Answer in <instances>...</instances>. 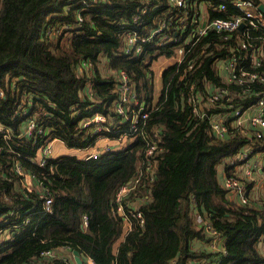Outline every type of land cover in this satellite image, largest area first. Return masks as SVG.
<instances>
[{
  "label": "trees",
  "instance_id": "16d2710c",
  "mask_svg": "<svg viewBox=\"0 0 264 264\" xmlns=\"http://www.w3.org/2000/svg\"><path fill=\"white\" fill-rule=\"evenodd\" d=\"M203 2L210 6V19L241 13L232 0H185L183 6L173 0H3L0 227L6 236L0 264H73L66 254L55 259L41 255L62 247L77 249L83 260L91 256L97 264H264L259 247L264 202L231 198L219 177L221 164L225 174L233 173L230 159L246 146L264 154V134H244L234 115L264 97V80H226L221 66L237 57L246 69L264 76V60L256 64L250 58L252 51L264 47V27L210 30L184 60L164 68L157 91L154 61L175 55L179 45L194 38L191 21ZM56 28L61 30L53 32ZM129 31L152 35L139 54L124 52ZM166 36L176 40L167 41ZM122 70L149 109L143 132L153 135L158 130L161 149L152 157L154 180L125 201L127 210L143 212L145 225L125 232L118 242L124 217L116 196L145 156L143 137L98 158L51 155L40 164L36 156L54 138L71 148L91 146L97 138L95 124L84 123L98 112L119 119L114 102ZM221 87L227 93L211 100ZM190 95L199 99L198 112ZM217 115L226 119L224 136L211 127ZM30 120L37 127L24 135ZM17 161L34 175L33 190L26 189L15 171ZM46 196L53 199L51 212L45 209ZM204 221L221 233L226 252L209 246L212 236Z\"/></svg>",
  "mask_w": 264,
  "mask_h": 264
},
{
  "label": "built area",
  "instance_id": "2783aa9c",
  "mask_svg": "<svg viewBox=\"0 0 264 264\" xmlns=\"http://www.w3.org/2000/svg\"><path fill=\"white\" fill-rule=\"evenodd\" d=\"M175 4L183 6L185 0H173ZM3 0H0V7L2 6ZM233 6L241 11L240 14L234 15L232 17H214L211 18L209 15L199 14L194 15L191 23H194V38L192 37L185 40L181 45L177 47V52L172 57L175 61L181 62L187 56V53L192 49L194 44L199 41L204 35H206L210 30L214 29L217 31H233L239 28L242 22H245V27L250 29L251 27L256 28L257 26L264 27V10L260 9V4L262 2L256 3L253 0H232ZM226 7L225 4L220 6L221 9ZM156 32H154L155 34ZM247 37H250L248 34ZM252 37V36H251ZM152 35L150 36H140L137 32L129 31L127 35V41L124 48V52L127 54H139L143 50V43L151 40ZM167 41H175V37L166 36ZM142 43V44H141ZM241 46L246 48L248 42L246 39H241ZM246 56H249L247 54ZM250 58L253 63L260 64L264 60V47L260 46L256 48V51L250 53ZM223 70L227 74L226 80H236L239 83H245L253 81L256 79L264 80V76L259 74L256 71H250L246 69L245 63H240L239 58L235 57L221 62ZM189 68H192V63L189 64ZM118 85L117 92L119 97L117 101L114 102V108L116 109V114H119V119L117 117L109 118L106 114L102 112L96 113L93 117L86 120L84 125L95 124L93 129L94 134H97V139L99 138H112L116 140L117 146L114 144H104L101 145L99 149H94L90 154H85L82 157H91L98 158L103 152L115 149L125 148L126 146H119L125 140V138L130 137L131 141L134 140L137 136H142L145 140V149H144V158L138 165L136 174L132 180L127 184L121 186L120 190L116 196L117 210L124 217V225H126V232L130 231L136 227H143L145 225V218L143 212L138 208H130L127 210L126 207V198L135 190L138 189L144 183H149L154 180L153 168L151 164L153 162V155L161 149L160 144V132L158 130H153V135L143 132V125L146 124V119L148 118L147 106L144 103H140L136 93H134L132 84L130 83L128 74L122 70L118 73ZM190 88L193 89L194 86L190 85ZM217 92L211 97V100L218 99L219 96H223L227 93V90L223 87L216 89ZM0 94L3 95L4 91L0 90ZM188 100L192 103L194 102L193 111L198 112V107L196 101L199 100L194 95L188 96ZM26 113V110H24ZM236 123L240 127L241 131L244 134H247L249 131L253 130V133L257 137H260L264 134V97L260 99L259 102L251 105L248 108L240 109L238 108L235 111ZM225 118L217 115L211 124L213 131L218 136H224L227 132V125L225 124ZM128 121L126 126L122 124ZM37 127L35 120H30L25 128L24 135H32ZM0 131H5V128L0 126ZM9 132V129L7 128ZM41 132V129L40 131ZM112 134V136L108 135ZM9 135V134H8ZM8 135H5L7 137ZM53 140V139H52ZM52 140L42 144L39 147L38 154L36 156L37 161L40 164H44L47 158L52 155ZM96 140L92 144L94 146ZM239 152L232 160L231 164L236 165L240 160H246L249 153ZM240 155L241 158H240ZM252 169L248 166L246 168L247 174H252ZM15 171L20 175L23 185L28 190H33L36 186L34 175L22 167L20 162H16ZM254 174V171H253ZM224 186L230 191V196H237L238 194L241 197L243 203L249 201L246 186L242 183L240 184L237 175L233 172L230 174H225ZM238 193V194H236ZM48 194V193H47ZM53 199L51 196H46L45 199V209L47 211H52ZM27 221V220H26ZM2 222V217L0 218V223ZM84 224H87V215H84ZM205 229L212 236L209 246L214 250L225 251L224 248V239L219 231H217L209 221H204ZM4 229L0 227V244L3 240ZM43 257L53 258L57 257L55 251L45 250L41 253ZM203 261H198L197 264H202ZM83 264H97L91 256H87L83 260ZM207 264H214L212 262H207Z\"/></svg>",
  "mask_w": 264,
  "mask_h": 264
},
{
  "label": "crops",
  "instance_id": "0c3cea01",
  "mask_svg": "<svg viewBox=\"0 0 264 264\" xmlns=\"http://www.w3.org/2000/svg\"><path fill=\"white\" fill-rule=\"evenodd\" d=\"M261 2L264 3V0H261ZM201 5H202L201 10H202L203 15L204 14L209 15V13H210L209 4L206 3V2H203ZM159 58H161V57H159ZM168 58H173V57L171 56V57H168ZM173 62H175V59L173 60ZM168 63H170V61ZM168 63H167V66L169 65ZM162 71L159 74V78H160V75L162 74ZM154 72H155V78H157L155 69H154ZM224 73H225L224 78L226 79L227 78V74H226L225 71H224ZM155 81H156V79H155ZM156 86H157V84H156ZM112 141H114V139H112V138H99V139L96 140L95 144L96 143H98L100 145H104L106 143L113 144ZM81 149H84V148H71V147H69L60 138H54L52 140V157H57V156H60V155H76L79 158H85V157H82V156L87 154V153L83 152ZM249 158H250V161H252V163H253V165L255 167L253 169V171L255 173V179L253 180L254 183H253L252 187L250 188V190L248 192V195H249V198H250L251 202H260V203H262V201H260V200L264 199V170H263L264 154L263 153H253V152H251V155H250ZM220 167H221V170H219V173H220L219 177H220V179L222 181V184H223L224 183V179H225V169H224V165L223 164H221L219 166V168ZM35 184H36V181H35ZM231 198H236V199L239 200V197H237V196H231ZM125 232H126V225H124L123 235L118 240V242H120L121 240L124 239ZM117 247H118V244H117ZM117 247H116V250H117ZM259 247H260V250L262 251V253L264 254V239L260 241ZM60 250H61V252L65 253L69 257V260L73 264H78L76 259H75V255L71 251V249L63 247ZM55 253L57 254L56 258H59V257L63 256L62 254L57 253L56 250H55Z\"/></svg>",
  "mask_w": 264,
  "mask_h": 264
},
{
  "label": "rangeland",
  "instance_id": "374dc122",
  "mask_svg": "<svg viewBox=\"0 0 264 264\" xmlns=\"http://www.w3.org/2000/svg\"><path fill=\"white\" fill-rule=\"evenodd\" d=\"M200 13H202V10L199 11ZM203 14V13H202ZM61 29L60 28H56L53 32H59ZM52 33V32H51ZM174 60V58H168V56H161V58H158L154 61V64L152 65V67L155 69L156 71V84H157V91L159 92L162 88V82L160 81V78H159V74L161 73V71L167 66V63L170 61V63H172ZM168 63V64H170ZM164 66V67H163ZM163 67V68H162ZM114 111H116V109L114 108ZM111 117V116H109ZM114 118V117H112ZM93 123V122H92ZM131 142V138L128 137V138H125L124 142L122 144H120L119 146H126L128 145L129 143ZM112 143L114 145L117 146V143H116V140L112 141ZM100 144L96 143L94 146H89L87 148H84V149H81L83 152H86L87 154H90L92 152V150L94 149H99L100 148ZM246 153H249L248 157L246 160H240L236 163L235 165V170L233 171L238 179H239V182L240 184L242 183L244 186H245V183H246V189H247V194L250 190V188L252 187L253 183L254 182H247V181H253L255 179V173L253 174V169L255 168L252 161H250V155H251V152H252V147L251 146H246L243 150H242ZM242 155H240V158H241ZM234 157H232L230 160H232ZM250 167L252 170V174H247V171H246V168L247 167ZM219 170H221V167L219 168ZM246 180V181H245ZM238 194V193H236ZM238 197H239V200L241 199L240 195L238 194ZM248 198H249V195H248ZM241 201V200H240ZM249 201H250V198H249ZM260 201L264 202V199H261ZM242 202V201H241ZM243 203V202H242ZM6 236V233L4 232L2 237H5ZM63 248V247H62ZM49 250V249H47ZM52 250V249H50ZM57 251V253L59 254H65L63 252H61L60 249H55ZM55 250H52L53 252ZM207 262H212L211 260L210 261H203L202 264H207Z\"/></svg>",
  "mask_w": 264,
  "mask_h": 264
},
{
  "label": "water",
  "instance_id": "95a60500",
  "mask_svg": "<svg viewBox=\"0 0 264 264\" xmlns=\"http://www.w3.org/2000/svg\"><path fill=\"white\" fill-rule=\"evenodd\" d=\"M260 9L264 10V4H260ZM245 26V22H242L241 25L239 26L240 29H242ZM91 158V157H89ZM73 253L75 255V259L77 261L78 264H83V258L81 256V252L77 249L73 250Z\"/></svg>",
  "mask_w": 264,
  "mask_h": 264
}]
</instances>
